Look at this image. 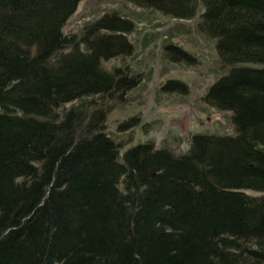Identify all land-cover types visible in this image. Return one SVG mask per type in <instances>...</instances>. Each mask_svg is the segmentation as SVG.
<instances>
[{
  "label": "trees",
  "instance_id": "obj_1",
  "mask_svg": "<svg viewBox=\"0 0 264 264\" xmlns=\"http://www.w3.org/2000/svg\"><path fill=\"white\" fill-rule=\"evenodd\" d=\"M82 1L0 0V264H264V0H120L198 16L216 42L226 73L202 100L233 133H195L182 152L123 151L108 131L144 78L107 65L135 54L136 22L114 9L65 33ZM162 57L199 63L173 42Z\"/></svg>",
  "mask_w": 264,
  "mask_h": 264
},
{
  "label": "rangeland",
  "instance_id": "obj_2",
  "mask_svg": "<svg viewBox=\"0 0 264 264\" xmlns=\"http://www.w3.org/2000/svg\"><path fill=\"white\" fill-rule=\"evenodd\" d=\"M114 9L136 22V29L129 35L136 51L133 56L115 58L107 65L111 68L129 65L133 72L144 75L142 83L129 94L127 103L117 107L107 119L108 131L125 143L123 151L151 140L158 147L167 144L182 152L188 150L189 139L195 133H233L230 115L202 100L208 87L226 72L220 67L215 40L197 29L199 17L176 20L126 1L83 0L64 31L79 33L88 23ZM170 42L195 53L199 63L190 66L165 62L162 50ZM169 79L183 80L190 93L163 92L162 85ZM132 117L140 119L139 125L120 131V122Z\"/></svg>",
  "mask_w": 264,
  "mask_h": 264
}]
</instances>
